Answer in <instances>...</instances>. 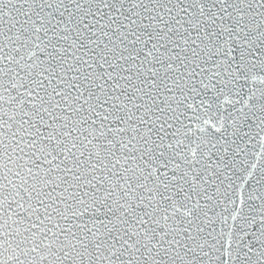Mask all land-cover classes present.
I'll list each match as a JSON object with an SVG mask.
<instances>
[{"label": "snow or ice", "instance_id": "1", "mask_svg": "<svg viewBox=\"0 0 264 264\" xmlns=\"http://www.w3.org/2000/svg\"><path fill=\"white\" fill-rule=\"evenodd\" d=\"M0 264H264V0H0Z\"/></svg>", "mask_w": 264, "mask_h": 264}]
</instances>
